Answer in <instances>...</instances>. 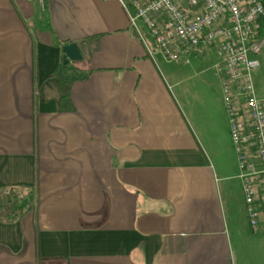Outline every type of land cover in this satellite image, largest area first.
I'll list each match as a JSON object with an SVG mask.
<instances>
[{
  "label": "crops",
  "instance_id": "0c3cea01",
  "mask_svg": "<svg viewBox=\"0 0 264 264\" xmlns=\"http://www.w3.org/2000/svg\"><path fill=\"white\" fill-rule=\"evenodd\" d=\"M145 39L117 0H0V189L29 190L0 264H264L216 47L174 62Z\"/></svg>",
  "mask_w": 264,
  "mask_h": 264
},
{
  "label": "built area",
  "instance_id": "2783aa9c",
  "mask_svg": "<svg viewBox=\"0 0 264 264\" xmlns=\"http://www.w3.org/2000/svg\"><path fill=\"white\" fill-rule=\"evenodd\" d=\"M41 6L44 0H38ZM142 42L137 20L153 37L154 45L170 60H179V47L215 46L221 75L222 100L242 182L250 229H260L264 198V96H257L252 73L260 66L264 33L260 0H117ZM130 8L133 13L130 12Z\"/></svg>",
  "mask_w": 264,
  "mask_h": 264
},
{
  "label": "trees",
  "instance_id": "16d2710c",
  "mask_svg": "<svg viewBox=\"0 0 264 264\" xmlns=\"http://www.w3.org/2000/svg\"><path fill=\"white\" fill-rule=\"evenodd\" d=\"M264 5V0H260ZM260 31L264 33V18L260 21ZM68 39L61 40L60 43H67ZM56 70L54 75H56ZM81 78L78 75L73 77H60V85L62 88V96L60 100L62 103L69 104V90L72 80ZM71 108V104H70ZM29 190L23 187H8L0 189V217H4L6 220H14L19 214L20 210L26 205V196Z\"/></svg>",
  "mask_w": 264,
  "mask_h": 264
},
{
  "label": "rangeland",
  "instance_id": "374dc122",
  "mask_svg": "<svg viewBox=\"0 0 264 264\" xmlns=\"http://www.w3.org/2000/svg\"><path fill=\"white\" fill-rule=\"evenodd\" d=\"M137 23L139 27H141V31L145 36L149 34L148 29L143 26V23L140 20ZM149 36L151 37V40L148 39L149 43L155 44L151 34H149ZM259 60H260V66L252 73V84L256 95L261 97L264 96V49L259 55ZM75 63L76 61L74 62L69 61V63H63L61 59L56 75L64 76V77H72L73 76L72 71L76 69Z\"/></svg>",
  "mask_w": 264,
  "mask_h": 264
},
{
  "label": "water",
  "instance_id": "95a60500",
  "mask_svg": "<svg viewBox=\"0 0 264 264\" xmlns=\"http://www.w3.org/2000/svg\"><path fill=\"white\" fill-rule=\"evenodd\" d=\"M62 62L77 61L82 58V54L78 45L75 42H69L61 46Z\"/></svg>",
  "mask_w": 264,
  "mask_h": 264
}]
</instances>
